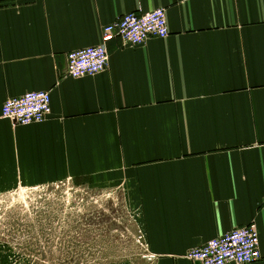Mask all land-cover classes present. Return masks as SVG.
Listing matches in <instances>:
<instances>
[{"label":"crops","instance_id":"1","mask_svg":"<svg viewBox=\"0 0 264 264\" xmlns=\"http://www.w3.org/2000/svg\"><path fill=\"white\" fill-rule=\"evenodd\" d=\"M158 7L169 36L116 38L106 70L68 75L104 25ZM30 91L51 93L43 121L3 116ZM68 178L136 207L148 264H199L247 225L264 264V0H0V194Z\"/></svg>","mask_w":264,"mask_h":264},{"label":"rangeland","instance_id":"2","mask_svg":"<svg viewBox=\"0 0 264 264\" xmlns=\"http://www.w3.org/2000/svg\"><path fill=\"white\" fill-rule=\"evenodd\" d=\"M87 182L0 194V264H148L136 207Z\"/></svg>","mask_w":264,"mask_h":264},{"label":"built area","instance_id":"3","mask_svg":"<svg viewBox=\"0 0 264 264\" xmlns=\"http://www.w3.org/2000/svg\"><path fill=\"white\" fill-rule=\"evenodd\" d=\"M102 32L99 44L68 53L69 76L81 78L106 70L110 64L108 43L116 38L126 44L139 45L152 37L166 38L170 34L166 9L163 7L149 12H128L117 21L104 25ZM51 110L50 92L30 91L7 99L2 114L15 124L26 125L43 121ZM187 257L199 264L256 262L262 258L259 231L254 225L235 228L192 248Z\"/></svg>","mask_w":264,"mask_h":264}]
</instances>
